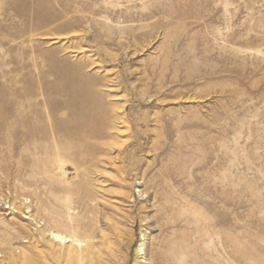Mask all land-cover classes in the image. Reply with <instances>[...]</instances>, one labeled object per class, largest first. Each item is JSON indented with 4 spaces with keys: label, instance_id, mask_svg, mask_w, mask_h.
<instances>
[{
    "label": "rangeland",
    "instance_id": "obj_1",
    "mask_svg": "<svg viewBox=\"0 0 264 264\" xmlns=\"http://www.w3.org/2000/svg\"><path fill=\"white\" fill-rule=\"evenodd\" d=\"M0 135V264H264V0H0Z\"/></svg>",
    "mask_w": 264,
    "mask_h": 264
},
{
    "label": "bare ground",
    "instance_id": "obj_2",
    "mask_svg": "<svg viewBox=\"0 0 264 264\" xmlns=\"http://www.w3.org/2000/svg\"><path fill=\"white\" fill-rule=\"evenodd\" d=\"M81 50L78 49L77 52H80ZM17 126V125H15ZM26 134V133H25ZM1 136V135H0ZM22 144V143H21ZM66 201H68L66 199ZM25 217V216H24ZM27 218V217H25ZM50 235L52 238L56 239V241L58 242H63V243H67V242H71L74 245H80L82 240H80L75 234H65L59 230H50ZM55 241V240H54ZM96 243L92 242L90 244L91 248H95L96 247ZM113 251H111L110 253H112ZM145 252H144V247L143 244L140 243L137 247V258L134 264H145L146 260H145V256H144ZM123 264V263H120Z\"/></svg>",
    "mask_w": 264,
    "mask_h": 264
}]
</instances>
